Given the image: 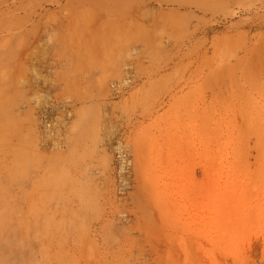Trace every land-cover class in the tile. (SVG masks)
Masks as SVG:
<instances>
[{"label": "rangeland", "instance_id": "1", "mask_svg": "<svg viewBox=\"0 0 264 264\" xmlns=\"http://www.w3.org/2000/svg\"><path fill=\"white\" fill-rule=\"evenodd\" d=\"M0 264H264V0H0Z\"/></svg>", "mask_w": 264, "mask_h": 264}]
</instances>
